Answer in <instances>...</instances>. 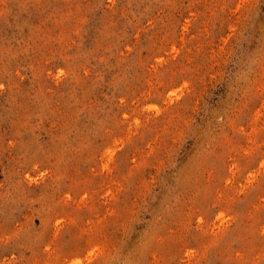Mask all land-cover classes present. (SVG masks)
Masks as SVG:
<instances>
[{"label":"rangeland","instance_id":"1","mask_svg":"<svg viewBox=\"0 0 264 264\" xmlns=\"http://www.w3.org/2000/svg\"><path fill=\"white\" fill-rule=\"evenodd\" d=\"M0 264H264V0H0Z\"/></svg>","mask_w":264,"mask_h":264}]
</instances>
